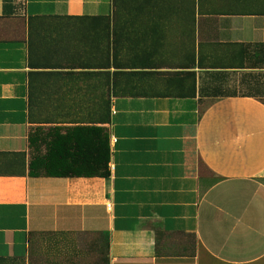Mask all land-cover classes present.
Wrapping results in <instances>:
<instances>
[{"label":"crops","instance_id":"crops-1","mask_svg":"<svg viewBox=\"0 0 264 264\" xmlns=\"http://www.w3.org/2000/svg\"><path fill=\"white\" fill-rule=\"evenodd\" d=\"M200 1L164 3L166 18L193 19L159 54L264 47V0ZM109 11L110 0H0V261L28 260L47 238L53 264H264V96L200 94L207 72L229 74L226 89L264 73V53L200 68L192 94L113 97L107 119L88 123L106 129L109 177L29 176L30 21ZM152 58L130 67L151 71Z\"/></svg>","mask_w":264,"mask_h":264},{"label":"rangeland","instance_id":"rangeland-1","mask_svg":"<svg viewBox=\"0 0 264 264\" xmlns=\"http://www.w3.org/2000/svg\"><path fill=\"white\" fill-rule=\"evenodd\" d=\"M217 1L220 2L214 0L215 4ZM165 2H179L187 9L195 4L194 0H110L108 15L98 20L30 21V120L44 137L55 127L65 131L76 124L105 121L115 96L192 94L200 68L240 64L236 57H231L236 52L244 53L248 66H252L264 53L263 46L228 49L209 43L206 49L202 47L206 57H200L199 61L194 57L192 45L186 58L159 54L162 48L172 53L179 41L176 33L192 27L193 19L192 12L187 10L176 20L166 18ZM211 4L209 0L207 5ZM144 53H152L153 70L141 72L131 68L133 59ZM164 67L170 71L162 70ZM48 141L46 137L40 146L42 155L47 151ZM48 240L35 241L43 246L33 256L31 248L28 260L0 261V264H53L51 254L44 250Z\"/></svg>","mask_w":264,"mask_h":264},{"label":"trees","instance_id":"trees-1","mask_svg":"<svg viewBox=\"0 0 264 264\" xmlns=\"http://www.w3.org/2000/svg\"><path fill=\"white\" fill-rule=\"evenodd\" d=\"M207 83L200 87L202 96H264V73L245 72L239 88H224L229 74L208 73ZM233 82H236L234 80ZM49 138L47 151L40 153V146ZM32 151L29 163L30 177H102L110 176L109 140L106 129L91 124H76L62 131L55 127L44 137L39 128L29 136Z\"/></svg>","mask_w":264,"mask_h":264},{"label":"built area","instance_id":"built-area-1","mask_svg":"<svg viewBox=\"0 0 264 264\" xmlns=\"http://www.w3.org/2000/svg\"><path fill=\"white\" fill-rule=\"evenodd\" d=\"M108 206H110V205L108 204Z\"/></svg>","mask_w":264,"mask_h":264}]
</instances>
